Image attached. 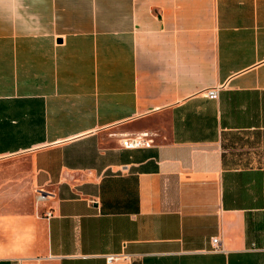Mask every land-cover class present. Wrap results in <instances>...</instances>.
<instances>
[{
  "label": "crops",
  "instance_id": "0c3cea01",
  "mask_svg": "<svg viewBox=\"0 0 264 264\" xmlns=\"http://www.w3.org/2000/svg\"><path fill=\"white\" fill-rule=\"evenodd\" d=\"M24 153L49 197L0 208V264H264V0H0Z\"/></svg>",
  "mask_w": 264,
  "mask_h": 264
},
{
  "label": "rangeland",
  "instance_id": "374dc122",
  "mask_svg": "<svg viewBox=\"0 0 264 264\" xmlns=\"http://www.w3.org/2000/svg\"><path fill=\"white\" fill-rule=\"evenodd\" d=\"M30 160L20 157L0 158V208L23 212L31 210L37 201V192L31 181Z\"/></svg>",
  "mask_w": 264,
  "mask_h": 264
},
{
  "label": "built area",
  "instance_id": "2783aa9c",
  "mask_svg": "<svg viewBox=\"0 0 264 264\" xmlns=\"http://www.w3.org/2000/svg\"><path fill=\"white\" fill-rule=\"evenodd\" d=\"M218 89L217 88H211L209 89L207 95L211 96L213 98H216L218 95ZM154 143L153 135L147 131L142 132L139 134H131V136H126L122 139L121 144L122 146L132 149V148H148V146H152ZM37 200L38 201H44L48 199L49 193H47L43 189H38L37 192ZM213 250H223V243L221 239L218 236H214L213 238ZM120 256L117 254H107L106 258H108L109 262H113L114 260L118 259Z\"/></svg>",
  "mask_w": 264,
  "mask_h": 264
}]
</instances>
